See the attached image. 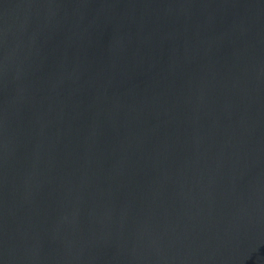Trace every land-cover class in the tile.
Returning a JSON list of instances; mask_svg holds the SVG:
<instances>
[{
    "label": "water",
    "instance_id": "1",
    "mask_svg": "<svg viewBox=\"0 0 264 264\" xmlns=\"http://www.w3.org/2000/svg\"><path fill=\"white\" fill-rule=\"evenodd\" d=\"M0 264H264V0H0Z\"/></svg>",
    "mask_w": 264,
    "mask_h": 264
}]
</instances>
